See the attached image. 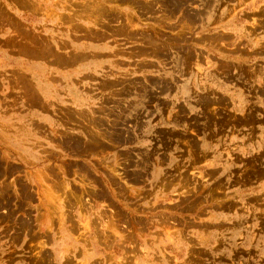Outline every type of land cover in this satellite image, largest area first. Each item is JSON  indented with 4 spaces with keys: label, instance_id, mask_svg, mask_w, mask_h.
<instances>
[{
    "label": "rangeland",
    "instance_id": "1",
    "mask_svg": "<svg viewBox=\"0 0 264 264\" xmlns=\"http://www.w3.org/2000/svg\"><path fill=\"white\" fill-rule=\"evenodd\" d=\"M0 264H264V0H0Z\"/></svg>",
    "mask_w": 264,
    "mask_h": 264
}]
</instances>
